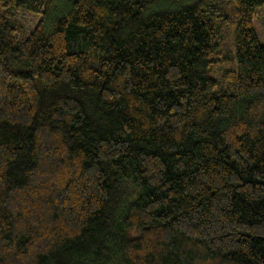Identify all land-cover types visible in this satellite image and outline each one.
<instances>
[{
  "label": "trees",
  "instance_id": "16d2710c",
  "mask_svg": "<svg viewBox=\"0 0 264 264\" xmlns=\"http://www.w3.org/2000/svg\"><path fill=\"white\" fill-rule=\"evenodd\" d=\"M261 7L0 0V264H264Z\"/></svg>",
  "mask_w": 264,
  "mask_h": 264
},
{
  "label": "rangeland",
  "instance_id": "374dc122",
  "mask_svg": "<svg viewBox=\"0 0 264 264\" xmlns=\"http://www.w3.org/2000/svg\"><path fill=\"white\" fill-rule=\"evenodd\" d=\"M23 15L25 16V20L27 21L29 26L32 25L34 18L30 17V15L25 14V13ZM36 17L38 21L40 16L36 15ZM252 25L255 30L258 41L260 43H264V7L258 8L256 10V13L254 14L252 18ZM230 42H231V39L229 37L227 38V43H228V47L226 48L227 50H230L231 48Z\"/></svg>",
  "mask_w": 264,
  "mask_h": 264
}]
</instances>
